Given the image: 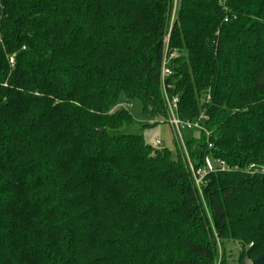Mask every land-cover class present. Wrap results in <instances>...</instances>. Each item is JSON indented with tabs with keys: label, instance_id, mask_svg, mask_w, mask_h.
Here are the masks:
<instances>
[{
	"label": "trees",
	"instance_id": "1",
	"mask_svg": "<svg viewBox=\"0 0 264 264\" xmlns=\"http://www.w3.org/2000/svg\"><path fill=\"white\" fill-rule=\"evenodd\" d=\"M173 3L0 0V264H226L227 241L264 253V175L245 171L264 166V0H179L171 29ZM168 35L179 116L207 117L192 161L239 168L210 174L203 199L179 151L120 133L134 118L114 110L140 100L166 118Z\"/></svg>",
	"mask_w": 264,
	"mask_h": 264
},
{
	"label": "built area",
	"instance_id": "2",
	"mask_svg": "<svg viewBox=\"0 0 264 264\" xmlns=\"http://www.w3.org/2000/svg\"><path fill=\"white\" fill-rule=\"evenodd\" d=\"M178 1L174 0L173 3V15L171 18V29L175 21L176 12L178 9ZM224 22H228V18L224 19ZM169 35L165 42V59L161 69V91H162V99L164 102V107L166 111V118L159 119L158 121H152L150 125L153 124H162L167 123L170 125L174 140L177 144L178 151L181 154L183 162L187 171L190 173L193 186L195 187L196 191L198 192L201 199H203V188L206 186L207 177L210 174L220 173V172H231L237 171L239 168L238 166L232 167L230 166L225 160L220 158H216L214 156H206L200 165H196L189 154L186 139L184 135L185 130L189 131H198L200 134L204 133L207 137H209V132L205 127V122L207 117L204 113L201 114L195 120L192 121H185L181 119L179 116V95H171L169 93L170 90L174 89V86L167 82V80L173 76V71L169 68V63L172 60H175L178 57L176 52L168 54V40ZM10 64L13 65V59H10ZM211 101V96L208 95L206 102L209 103ZM129 105L126 103H121L115 107L114 110L119 109H128ZM155 147L162 148V142L160 139H156L154 143ZM212 148V145H209ZM245 171L251 175H264V166L258 164H250L245 168ZM246 263H249V260H246Z\"/></svg>",
	"mask_w": 264,
	"mask_h": 264
},
{
	"label": "rangeland",
	"instance_id": "3",
	"mask_svg": "<svg viewBox=\"0 0 264 264\" xmlns=\"http://www.w3.org/2000/svg\"><path fill=\"white\" fill-rule=\"evenodd\" d=\"M171 29H169L170 31ZM167 39V38H166ZM165 39V41H166ZM125 103V99H122ZM130 114L134 118V122L131 126L122 127L119 132L123 134H136L143 136L145 142L149 145L155 146L156 139H160L162 147L169 149L172 153L173 158L177 157L178 147L174 140L173 132L169 124L162 123L155 126H149L152 121H158V118L147 116L143 113V105L140 100H134L129 104L128 108ZM149 124V125H148ZM185 139L189 137L198 138L200 132L198 131H184ZM226 251V264H252V260L243 257L241 248L238 243L234 241H227L224 244ZM219 257L222 253L221 246H218ZM249 263H246V260Z\"/></svg>",
	"mask_w": 264,
	"mask_h": 264
},
{
	"label": "water",
	"instance_id": "4",
	"mask_svg": "<svg viewBox=\"0 0 264 264\" xmlns=\"http://www.w3.org/2000/svg\"><path fill=\"white\" fill-rule=\"evenodd\" d=\"M99 133L102 134V132ZM252 264H264V253L254 260Z\"/></svg>",
	"mask_w": 264,
	"mask_h": 264
}]
</instances>
